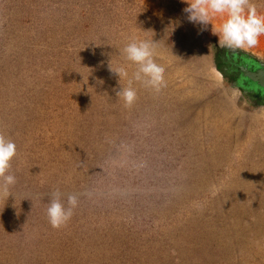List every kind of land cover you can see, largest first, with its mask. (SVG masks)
Listing matches in <instances>:
<instances>
[{
  "label": "rangeland",
  "instance_id": "rangeland-1",
  "mask_svg": "<svg viewBox=\"0 0 264 264\" xmlns=\"http://www.w3.org/2000/svg\"><path fill=\"white\" fill-rule=\"evenodd\" d=\"M185 7L0 0V132L17 146L0 264H264V104L220 74L232 52L264 63V35L221 47L226 14L202 29ZM133 40L157 42L165 83L133 81L129 107L116 91L137 68L123 53ZM56 190L79 195L60 228L47 217Z\"/></svg>",
  "mask_w": 264,
  "mask_h": 264
},
{
  "label": "clouds",
  "instance_id": "clouds-1",
  "mask_svg": "<svg viewBox=\"0 0 264 264\" xmlns=\"http://www.w3.org/2000/svg\"><path fill=\"white\" fill-rule=\"evenodd\" d=\"M182 2L186 4L183 12L187 14L188 21L201 25L202 29H206L211 24L214 16L226 14L227 19L219 29L212 31L214 35H217L218 44L221 47L233 51L250 49L256 47L259 37L264 35V16L257 14L255 5L251 4L250 0H182ZM156 47L157 42L154 40H133L123 49L125 58L137 65L132 78L128 80V86H121L116 91L117 97L123 99L125 106L130 107L137 99V91L132 86L133 81L141 83L145 88L157 91L164 85L165 68L156 63L154 59ZM109 68L119 77V84L121 79L129 75L124 67L113 70L109 64ZM16 155L15 142L0 132V197L13 196L11 188L17 181L16 176L10 170ZM63 195L59 190L51 193L47 217L53 228L65 226L79 205L78 194L67 195L66 203Z\"/></svg>",
  "mask_w": 264,
  "mask_h": 264
},
{
  "label": "water",
  "instance_id": "water-1",
  "mask_svg": "<svg viewBox=\"0 0 264 264\" xmlns=\"http://www.w3.org/2000/svg\"><path fill=\"white\" fill-rule=\"evenodd\" d=\"M238 57L252 61L254 69L245 65H239L235 74L237 81L234 82V86L241 87L243 93L249 98L251 95L255 96L257 94L260 99L259 104H264V63L248 57L247 55L235 53V60L231 62L234 66L238 65L236 62ZM221 74L226 76V74H230V72L225 73L221 71ZM261 93H263V95H261Z\"/></svg>",
  "mask_w": 264,
  "mask_h": 264
},
{
  "label": "flooded vegetation",
  "instance_id": "flooded-vegetation-1",
  "mask_svg": "<svg viewBox=\"0 0 264 264\" xmlns=\"http://www.w3.org/2000/svg\"><path fill=\"white\" fill-rule=\"evenodd\" d=\"M232 54H233V55L230 56V57H227L226 60L223 59V60H222V63L224 64L223 67H225L224 70H226L228 73L230 72L229 76H230L234 81H237V78H236L235 74H236V71H237V67H238L239 65H245V66H248L249 68H252V69H254V67H253V63H252V61H248L247 59H244V58H242V57H238V58H237L236 62H237L238 65L234 66V65L231 63L232 61L235 60L234 52H232ZM257 61H258V60H257ZM239 88L242 90L241 87H239ZM256 95H257V94H256ZM261 95H263V93H261ZM259 96H260V94H259ZM257 97H258V95H257Z\"/></svg>",
  "mask_w": 264,
  "mask_h": 264
},
{
  "label": "bare ground",
  "instance_id": "bare-ground-1",
  "mask_svg": "<svg viewBox=\"0 0 264 264\" xmlns=\"http://www.w3.org/2000/svg\"><path fill=\"white\" fill-rule=\"evenodd\" d=\"M221 74V73H220ZM222 75V74H221Z\"/></svg>",
  "mask_w": 264,
  "mask_h": 264
}]
</instances>
